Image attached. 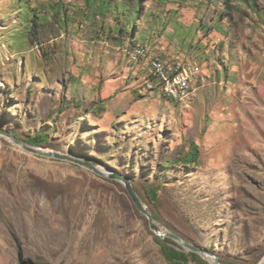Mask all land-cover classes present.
I'll return each mask as SVG.
<instances>
[{"label": "rangeland", "instance_id": "rangeland-1", "mask_svg": "<svg viewBox=\"0 0 264 264\" xmlns=\"http://www.w3.org/2000/svg\"><path fill=\"white\" fill-rule=\"evenodd\" d=\"M133 9L93 19L84 0H0V129L27 144L41 133L47 142L30 145L129 178L158 228L224 264H256L264 0H143L137 17ZM33 11L48 18L38 41ZM129 40L192 65L189 95L167 98ZM194 146L195 159L183 161ZM163 241L123 182L0 135V264H167Z\"/></svg>", "mask_w": 264, "mask_h": 264}, {"label": "trees", "instance_id": "trees-1", "mask_svg": "<svg viewBox=\"0 0 264 264\" xmlns=\"http://www.w3.org/2000/svg\"><path fill=\"white\" fill-rule=\"evenodd\" d=\"M122 0H84V4L85 7L88 9L87 13H85V16L89 17V15L94 19L96 17H100V18H106V14L109 11L112 12H116V10H120V12H123L125 14V17L127 18L128 15H126V13L128 11H130L131 9L132 12L131 14H135L136 17L138 16L140 10V5L143 3V0H136V2H134L135 0H133V3L130 2H121ZM139 6V7H138ZM115 7H117L118 9L115 10ZM137 7V8H135ZM130 14V15H131ZM46 16H43L41 11L36 12L33 11V15H32V19H31V27H30V31L32 34V37L34 38L36 36V40H39V36H41L42 34L44 35V33H46L49 29L48 27V18ZM65 22L63 21V24ZM113 31H115L118 34H121L124 32L123 27H118L116 29H114ZM38 32V34H36ZM109 33H112V31H110ZM38 35V36H37ZM131 35V33H130ZM131 37V36H130ZM114 39L119 41L120 38L117 37L116 35L114 36ZM129 47H131L133 49L132 54H133V59L136 60L137 62H143L145 64H147L148 62L144 59L146 56H154V54H152L150 52V50L146 47V46H142L141 44H135L134 40H129ZM137 47H142L144 49H146V56L141 60L135 59V49ZM155 57L160 58L159 56L155 55ZM161 60H163V58H160ZM164 62H168L171 63L169 61L163 60ZM148 67V66H147ZM149 68V67H148ZM151 74H152V78L154 80H157L160 84L161 82L159 81V79L155 76V74L151 71V68H149ZM162 87V84H161ZM176 101V100H174ZM29 144L32 145H36V146H40L41 144H44L47 142L45 135L39 133L34 135L32 138H30L28 140ZM197 148L196 146H194V148L191 149L190 152H188L187 154H185L183 161H188L190 159H195V157L197 156ZM154 190H152V197H154ZM159 248H160V254L163 257V259L165 260V262L167 264H190V260H194L195 264H208L206 262H204L199 255L194 254V253H186L183 252L181 250H179V246L175 243V242H169V240H164L163 242H160L159 244Z\"/></svg>", "mask_w": 264, "mask_h": 264}, {"label": "water", "instance_id": "water-1", "mask_svg": "<svg viewBox=\"0 0 264 264\" xmlns=\"http://www.w3.org/2000/svg\"><path fill=\"white\" fill-rule=\"evenodd\" d=\"M0 135L7 138L11 142H13L15 145L21 147L25 151H28L32 154L47 157V158H54L58 160L73 162L75 164H78L88 169L89 171L93 172L99 177H105V178L109 177L110 179L123 182L130 199L132 200L136 209L147 218L149 229L156 235V237L162 240L171 239L173 242H175L179 246V250L183 252L194 253L200 256H206L208 258H211L213 260V262H211L212 264H224L223 262L220 261L218 256L215 253L211 252L210 250L200 247V246H196L172 232H166V231H163L161 228H158L153 214L145 207L144 203L142 202L140 196L138 195L137 191L135 190L129 178L123 175H120V174H109L105 170L94 165L92 162H89L82 158H75L68 154L50 151L45 148L34 147L30 144H27L19 140L12 133L8 131H4L0 129ZM256 264H264V258Z\"/></svg>", "mask_w": 264, "mask_h": 264}, {"label": "bare ground", "instance_id": "bare-ground-1", "mask_svg": "<svg viewBox=\"0 0 264 264\" xmlns=\"http://www.w3.org/2000/svg\"><path fill=\"white\" fill-rule=\"evenodd\" d=\"M135 59L141 60L146 56V49L137 47L135 49ZM146 64L162 84L163 94L176 101L185 99L191 91L194 68L192 65L181 66L175 63L164 62L158 57L146 56ZM145 62V61H143ZM168 82L170 83L168 85ZM160 84V83H159ZM211 262L213 260L209 258Z\"/></svg>", "mask_w": 264, "mask_h": 264}, {"label": "built area", "instance_id": "built-area-1", "mask_svg": "<svg viewBox=\"0 0 264 264\" xmlns=\"http://www.w3.org/2000/svg\"><path fill=\"white\" fill-rule=\"evenodd\" d=\"M170 83L168 82V85H169Z\"/></svg>", "mask_w": 264, "mask_h": 264}]
</instances>
